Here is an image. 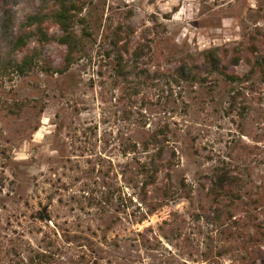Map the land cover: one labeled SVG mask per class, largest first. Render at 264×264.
<instances>
[{
	"label": "rangeland",
	"instance_id": "rangeland-1",
	"mask_svg": "<svg viewBox=\"0 0 264 264\" xmlns=\"http://www.w3.org/2000/svg\"><path fill=\"white\" fill-rule=\"evenodd\" d=\"M39 2L17 0L16 22ZM75 3L82 9L73 27L79 34L88 32L79 59L67 72H55L65 47L52 38L42 48L50 68H35L4 83V97L28 99L36 106L16 114L0 111V264H30L40 249L52 252L55 264H264V244L242 249V243L229 239L236 224L247 239L252 219L238 210L230 219L227 207L217 218L206 194L208 177L220 161L247 169L254 184L264 185V126L246 119L239 131L235 118L222 112L215 75L181 88L161 78L128 95L112 87L105 62L111 33L118 27L131 50L141 48L139 66L149 72L173 70L180 63L199 65L203 52L213 47L227 58L246 47L264 50V0ZM45 25L50 36L60 35L56 24ZM246 68L239 62L229 70L240 74ZM162 120L177 134L166 148L167 155L175 151L170 180L160 173L157 186L174 187L184 178L189 197L181 190L171 192L141 223L123 218L104 240L103 221L93 220L103 172H110L109 181L126 199L127 211L136 209L139 188L130 180L131 172H122L144 155H123L119 141L132 134L141 137L139 131L162 125ZM143 121L146 126H139ZM154 195L149 199L155 200ZM44 207L46 220L38 216ZM256 222L264 225V217ZM145 239L149 247L142 245Z\"/></svg>",
	"mask_w": 264,
	"mask_h": 264
},
{
	"label": "trees",
	"instance_id": "trees-1",
	"mask_svg": "<svg viewBox=\"0 0 264 264\" xmlns=\"http://www.w3.org/2000/svg\"><path fill=\"white\" fill-rule=\"evenodd\" d=\"M16 3L17 0H0V111L6 110L8 114H16L26 106L36 105H32L28 99L4 97V83L7 78L11 80L14 76H24L35 68L41 70L44 66L46 67L44 70L50 68L43 59L42 48L43 44L51 41L52 38L65 47L61 63L53 70L59 74L67 72L79 59L83 47V35L88 34L86 29H82L79 34L73 27L75 16L82 9L75 0H40L34 11L26 13L19 22H16L13 9ZM50 22L58 26L61 32L58 37L50 36L48 33L49 26L45 24ZM128 33H133V28L130 26ZM31 42L34 43L32 47ZM109 45L110 48L105 51L107 58L105 62L110 68L112 87L119 86L128 95H135L138 93V87L161 78H164L169 86L181 88L184 85L202 84L203 75H215V86H219L222 112L236 119L234 121H237L239 131L242 132L246 119L264 126V107L261 106L264 104V94L261 92V87L264 85V50L246 47L244 50H235L234 54L227 58L226 52L220 53L217 47H213L203 52V59L199 65L180 63L173 70L162 72L157 69L155 72H149L144 65L139 66L137 58L142 53L141 48L130 49L129 42L121 37V27L111 33ZM239 62H244L247 67L243 73L229 70ZM180 102L184 103L183 100ZM38 111L41 112L42 109ZM144 122L139 126L145 127ZM36 129L37 126L34 127V130ZM140 132L141 137L132 134L129 137H122L119 143L124 145L123 155L128 152L144 155L143 160L133 157L136 160L132 168L122 172L132 173L133 177L130 180L135 182L134 186H138L139 200L144 207L139 204L136 209L127 211L126 199L121 197L118 187L109 181L110 172L108 170L103 172V181L99 185L100 207L95 212L96 217L93 220L103 221V227L98 228L102 229L104 240H107L106 233L118 222L122 223L123 218L129 224L141 223L150 213L170 199L171 192L176 193L177 190H181L185 192V197H189V192L185 190L184 178L177 180L175 189L167 184L157 186L160 173L164 172V178L170 180L175 151L172 150V153L167 155L166 148L170 136H176L177 130L170 129L168 122L162 120V125L158 122L153 129H142L138 133ZM9 159L8 156V161ZM220 163H216L208 177L206 194L211 198L209 208L219 219L225 214L222 207L228 208L230 219L236 216L234 210L243 211L245 216L252 219V225H249L250 228L252 226L253 231L247 239H244L236 224L235 231L230 230L228 233L229 239L231 242L242 243V249L263 245L264 225L256 220L264 217V185L254 184L247 169L244 171L230 161H220ZM154 192L155 200L149 199L150 194ZM205 207L202 206V210ZM38 216L44 220L48 219L45 207L38 211ZM105 217L108 218L104 223ZM137 234L143 235L142 232ZM147 241V239L141 241L144 247L150 246ZM93 243H90V246L95 254L96 246ZM114 246L120 247L117 242ZM46 250L35 251L29 259L30 264H55L53 253Z\"/></svg>",
	"mask_w": 264,
	"mask_h": 264
}]
</instances>
